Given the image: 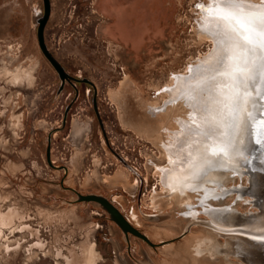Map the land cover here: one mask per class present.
I'll list each match as a JSON object with an SVG mask.
<instances>
[{
  "label": "rangeland",
  "instance_id": "1",
  "mask_svg": "<svg viewBox=\"0 0 264 264\" xmlns=\"http://www.w3.org/2000/svg\"><path fill=\"white\" fill-rule=\"evenodd\" d=\"M49 1L46 47L70 77L91 84L59 91L36 38L42 0H0V264H264L260 246L241 240L264 241V223L232 229L236 215L257 211L235 167L248 152L228 150L249 97L242 77L254 66L252 49L221 139L223 116L209 104L223 83L192 86L225 70L207 18L213 0ZM169 169L187 179L184 190L169 189ZM74 192L124 196L117 202L133 206L131 222L157 248L130 236L125 257L120 230ZM213 245L214 255L199 254Z\"/></svg>",
  "mask_w": 264,
  "mask_h": 264
},
{
  "label": "bare ground",
  "instance_id": "2",
  "mask_svg": "<svg viewBox=\"0 0 264 264\" xmlns=\"http://www.w3.org/2000/svg\"><path fill=\"white\" fill-rule=\"evenodd\" d=\"M252 2L253 1H251V4H252ZM256 5H257V3H256ZM241 8L243 9L244 12L251 14L248 17V19H250V20L251 19H258V14L261 12H264V2L262 4H260L259 6L251 7L249 5V0H242ZM214 10H217V5L212 3V13L207 15V18L209 17L210 22H212V25L217 28L218 44L220 45L219 46L220 49H222L221 53L224 55L223 67L225 68V70L220 72V73L207 74L203 78L194 81L192 83V86L196 85V86L201 87L204 84H206V83H208L214 79H218V78H220V80H221L220 82L223 83L222 85L225 88L224 93L220 96L217 95L218 97L214 98L212 103L209 104L210 111H212L213 113L214 112H220L223 116L222 123L219 125V128H220L219 137L221 139L226 134L225 131H226V127H227V121L225 120V118H226L227 113L230 111V107L233 105V102L235 101L236 94L238 97L240 96L239 97L240 101L242 99V92L243 91H241L242 87H241V82L239 81V77L241 75L240 74L238 75V73L241 72L240 65H241L242 59H244V62H242V63L246 64L248 62V59H247L248 54L251 52L250 49H252L253 53L251 56H252V61L254 63V66H251L249 68L246 67L247 69L246 70L244 69V73H243L244 76L242 77L243 81H244L242 83L245 85L246 84L245 82H247L245 91L249 97L245 100V102L243 104V109L241 110V113L238 112V113H240V115H239V119H238V122L236 125L234 138H233L232 143L228 147V150L230 149V150L234 151V150L238 149V151H240V153H242L241 151H243V153H244V152H246L245 147H246V149H248L249 148L248 144L250 142L248 139V135H247V127L250 123L253 124L255 122V120L258 119L259 113L263 111L262 106L258 102V99H256V96H258L259 98L261 97L260 85L263 82V78H264V75H263L264 74V34H262L259 31V29L257 27H255L254 24H248V25H246L245 28H241L239 26V24L236 23L235 18H233L230 22L221 20L218 18V10H217V12H214ZM249 41H251V42L249 43ZM217 84L220 85L219 82ZM251 89L254 93L253 95H250ZM242 90H244V89H242ZM216 92H218V90ZM220 93H221V91H220ZM237 96H236V98H237ZM234 109L237 110L236 108H234ZM212 134L209 135V137L210 136L213 137L214 134L213 135ZM231 134H233V133H231ZM241 135H242V137H241ZM244 136H245V138H244ZM239 139H240V141L243 139H245V140L243 142H241V144L238 145ZM219 141L217 142V144L211 145L207 149L206 154H208V157L204 160V163H205L204 167L207 166V161L216 159V155H217L218 149H219L218 148ZM204 149H205V146H204ZM202 151H203V149H202ZM199 154H201V153L199 152ZM244 156L245 157L248 156L245 159V162H247L250 159V156L248 153H246V155H244ZM201 162H202V160H201ZM241 162H242V160H241ZM189 165H191V164H189ZM235 167L239 168V171L244 170L243 164H241V163L238 165H235ZM203 168L201 170V174L203 172ZM175 171H177V170H175ZM175 171L173 169H169L166 172V174L171 175V178L173 179V182L169 186V189L170 188L172 189L171 190L172 193L184 190V188H186V184H187V179L181 178L180 177L181 175H178ZM178 173H180V172H178ZM162 177H163V175H162ZM85 259H86V257H85Z\"/></svg>",
  "mask_w": 264,
  "mask_h": 264
},
{
  "label": "water",
  "instance_id": "3",
  "mask_svg": "<svg viewBox=\"0 0 264 264\" xmlns=\"http://www.w3.org/2000/svg\"><path fill=\"white\" fill-rule=\"evenodd\" d=\"M42 2H43V14L42 17L37 20L36 38L41 53L43 54V56L46 58V60L49 62V64L52 66V68L59 77V80L61 82L59 91H61V88L64 86L65 82L71 83L72 81H79V82L91 84L87 80H76L70 77L46 47L44 41V29L49 20L51 8H50L49 0H42ZM260 88H261L260 90L261 97L259 98L258 96H256V99H258V102L262 106L263 111L259 113L258 119H256L253 124L250 123L247 127V135L250 142L248 144L249 148L246 151L248 152L250 159L247 162L243 163L244 170L242 172L243 175L248 177L247 186L244 188L245 190L243 194L244 196L247 195L251 198L249 203L252 205V207L256 208L257 211L250 213L248 216L236 215L237 217L235 221L234 220L232 221L233 224L232 229H242V225H249L250 221H252V219L254 218H259L260 220L258 219V221H262L264 223V138L260 136V132H259L261 128L259 121L261 119H264V78H263V82L260 85ZM94 111L98 118L99 125L103 130L102 122L98 117V112L95 105H94ZM258 140H261V143H257ZM49 142H50V138L48 137V144ZM116 157L124 164V162L120 157L118 156ZM46 161L49 166L55 167L50 161L49 145L46 150ZM64 171H66V169H64ZM75 202L76 203L95 202L96 206H98L101 210L105 211L110 216V219L114 221L118 226H120L124 232L129 231L135 236L146 240L144 236L139 234L128 223H126V221H124V219L120 216L117 210L105 198L97 195H86V196L77 195ZM225 215L232 216V212L226 211ZM247 230L250 229L248 228L246 229V231ZM222 233H224V236H232V237L236 236L234 235L235 233L232 231H223ZM241 240L247 243L254 242L255 245H259L260 252L264 254V241L256 242L252 239H248V240L241 239Z\"/></svg>",
  "mask_w": 264,
  "mask_h": 264
},
{
  "label": "flooded vegetation",
  "instance_id": "4",
  "mask_svg": "<svg viewBox=\"0 0 264 264\" xmlns=\"http://www.w3.org/2000/svg\"><path fill=\"white\" fill-rule=\"evenodd\" d=\"M77 82H79V81H77ZM66 83V82H65ZM73 83V81L71 82V84ZM70 84V83H69ZM65 85V84H64ZM73 85V84H72ZM64 87V86H63ZM63 87L61 88V91L63 90ZM60 91V92H61ZM92 103H93V110H94V105H95V107H96V109H97V106H96V98H94L93 99V101H92ZM72 109V106H69V107H67V109H66V111H65V115H64V119H63V123H65L66 122V120H65V117L68 115V113H69V111ZM95 112V111H94ZM97 112H98V110H97ZM96 115V114H95ZM49 148H50V142H49ZM48 147V146H47ZM51 161V160H50ZM52 163V162H51ZM202 174H203V172H202ZM74 195L76 196V198H77V195H82V196H86V195H95V194H86V195H84V194H80V193H78V192H74ZM97 196H101V195H97ZM101 197H103V196H101ZM120 197H124V196H120V195H114L113 197H111V199L109 200V199H107V198H105V197H103V198H105L116 210H117V212L120 214V216L124 219V221H126V223H128L133 229H135L139 234H141L142 236H144L145 238H146V240H144V239H142V238H140V237H137V236H135L134 234H132L131 232H129V231H127V232H124L122 229H121V227L120 226H118L114 221H112L111 219H110V216L105 212V211H103V210H101L102 212H104V214L105 215H107L108 216V218L111 220V222L120 230V232H121V234L123 235V237H124V239L126 240V244H127V248H126V252H127V255L125 256V257H128L129 258V253H130V247H129V237L131 236V237H135V238H137V239H140V240H142V241H144L148 246H150L151 248H153V249H155V248H157V245L156 244H153V243H151L150 241H149V239L146 237V235H144L142 232H140L138 229H136L134 226H136L135 224H133L132 222H131V219H130V215L131 214H135L136 215V213H135V211H134V208H133V206H131V208L129 207V206H124V205H122V204H120L119 202H117V199L118 198H120ZM139 198L137 199V201L139 202ZM78 203H93V204H95L96 205V203L95 202H78ZM130 208V209H129ZM130 214V215H129ZM210 237V236H209ZM208 237V238H209ZM216 247H214V245H213V247H208L206 250H204V251H202V253H199V254H201L203 257H204V253H205V258H206V256L207 255H214V253H216ZM113 253V258H117V259H119V260H121V261H123V257L124 256H117L116 255V253H115V251H113L112 252Z\"/></svg>",
  "mask_w": 264,
  "mask_h": 264
},
{
  "label": "snow or ice",
  "instance_id": "5",
  "mask_svg": "<svg viewBox=\"0 0 264 264\" xmlns=\"http://www.w3.org/2000/svg\"><path fill=\"white\" fill-rule=\"evenodd\" d=\"M241 2L242 0H213V3L217 5L219 19L230 22L235 18L236 23L241 28H245L248 24H254L264 34V12L259 13L258 19L250 20L248 17L251 14L243 11ZM197 7L202 8L203 6L198 4ZM217 10H214V12H217ZM259 124L261 125L260 136L264 138V119H261ZM257 143H261V140H258Z\"/></svg>",
  "mask_w": 264,
  "mask_h": 264
}]
</instances>
